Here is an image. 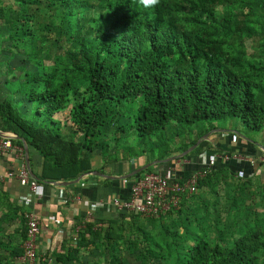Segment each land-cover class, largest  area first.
Instances as JSON below:
<instances>
[{"label":"trees","instance_id":"16d2710c","mask_svg":"<svg viewBox=\"0 0 264 264\" xmlns=\"http://www.w3.org/2000/svg\"><path fill=\"white\" fill-rule=\"evenodd\" d=\"M15 1L17 7H5L0 20L11 42L10 56L16 52L22 58L15 66L5 60V74H19L5 79L9 91L0 100V129L23 137L41 156L38 183L89 172L86 154L104 150L112 137L117 143L132 138L134 144L122 148L125 155L149 153L163 168L176 160L163 159L185 151L218 120L238 118L250 130H264V25L257 29L253 21L264 20V0H161L152 9L135 0ZM247 39L254 42V53ZM56 56H66L69 64H57ZM203 122L209 125H200L193 139L170 149L185 127ZM168 129L171 137L163 138ZM15 142L22 146L21 140ZM207 144L202 140L185 157L198 155ZM242 153L254 156L251 150ZM231 161L199 178L196 191L182 195L177 208L144 217L159 225L157 233L138 225L136 214L119 212L118 218L87 220L69 252L84 247L90 254L103 248L105 262L93 257L79 264H130L122 249L139 264H155V259L160 264H258L256 254L264 250V211L254 208L247 219L235 192L254 176L264 184L257 175L262 161L251 164L245 170L248 177L226 195L228 215L235 217L220 220L216 230L222 244L196 232V225L202 229L204 223L193 203L207 187L213 192L226 173L237 174L240 166ZM152 171L148 167L126 178L128 190L136 178ZM0 195L7 196L2 190ZM203 213H210L206 203ZM254 218L259 225H251ZM186 238L192 239L187 247ZM9 251L13 259L22 253L15 245ZM13 259L7 264H16Z\"/></svg>","mask_w":264,"mask_h":264},{"label":"crops","instance_id":"0c3cea01","mask_svg":"<svg viewBox=\"0 0 264 264\" xmlns=\"http://www.w3.org/2000/svg\"><path fill=\"white\" fill-rule=\"evenodd\" d=\"M12 79L14 80L15 77ZM1 84L7 91L3 90L4 98L9 89L5 80L2 81ZM0 131L4 133L3 135H0V137L13 134L16 138L13 139L14 141L20 140L19 136L14 132L2 131L1 129ZM209 132L210 134L207 138L203 139L207 140L208 144L201 149V152L198 155L192 154L189 157L183 156L170 162L163 168L156 165L161 161L159 160L157 163L151 165V167L154 171H160L162 173L172 172L175 175H186L187 171L192 170L195 166L203 167L208 158L216 152L224 151L243 154L242 152L251 150L252 153H254V156H256L258 152L257 150L262 151V148L264 147L258 144V146L255 144L252 145L249 142H241L238 134L228 132L226 129L218 131L211 130ZM213 138H216L215 141H211ZM21 147H23V145ZM27 148L29 164L31 161L30 169L37 178L41 172L43 160L33 148L28 145ZM17 152L14 151L9 154L0 155V190H2L10 200L14 202L15 211L11 216H21V214L24 216L27 212H34L42 219L41 232L39 235V248L40 253L50 259V264H79L80 261L89 262V260H92L94 252L88 254L87 252H84V247H80V252L78 253L69 252L70 249L77 246V238L73 240V236L75 235L78 237L79 232L76 235V230L78 229V231H80L87 220L99 219L98 221H101L100 219L106 220L108 218L117 217V213L119 212L112 209V207L107 206V204L97 208H94L93 205L99 202L104 203L105 200L111 202L114 196H127L129 193V184L126 179L105 178L104 176L95 175L91 172L98 171L106 175L121 176L138 168L133 165V163H130L129 160L139 158L140 156H127L123 154V152L112 153V151L102 155L100 149H95L86 154L90 160V171L82 173V176L79 175L81 178L77 182L61 184L73 181L79 176L69 180L41 182L38 183V190L35 194L31 193L28 186L21 185L17 179L8 178L6 175L8 171H17L21 164L22 160L21 157L17 155ZM177 154L179 153H174L172 155ZM145 155H142L141 157H144ZM246 156L255 158L253 155L247 154ZM190 158L192 159L190 162L185 164L180 162L182 159L189 161ZM114 159H117V161H114ZM156 160L157 159H154L153 161ZM153 161H148L146 163ZM233 161L238 163L240 166L238 169L241 171L247 170L251 165L242 160L233 159ZM222 162L224 161L217 160L216 165L221 164ZM242 164L247 165V168L243 167ZM239 170L237 174L241 173ZM182 172H184V174ZM103 179H110L113 180V182L106 185ZM88 211L92 212V218L87 219ZM2 214L3 212L0 211V264H7V261L13 259L11 258L9 249L14 245L17 246L18 242H20L18 247L22 249L24 240L22 237V230L17 227L19 219L11 218L10 215L6 216L4 212V215L6 216L4 221L3 219L5 216ZM47 218L51 220L50 222L56 223L57 226L53 227L51 223L45 222L44 219ZM16 258L13 260L15 261Z\"/></svg>","mask_w":264,"mask_h":264},{"label":"rangeland","instance_id":"374dc122","mask_svg":"<svg viewBox=\"0 0 264 264\" xmlns=\"http://www.w3.org/2000/svg\"><path fill=\"white\" fill-rule=\"evenodd\" d=\"M12 6L13 8L17 7V3L15 0H0V18L3 15V9L5 7H10ZM219 13H221V11L218 9L217 10ZM97 21V19L95 20V22ZM255 22V27H257V29L263 27L264 25V20L263 18H259V17H255V19L253 20ZM246 46L249 49V51L251 53H254L255 49L251 48V45H254V42H252L251 39H247L246 40ZM9 47H11V42L7 39V31L5 30V27L1 24V20H0V100L3 99V90H5V88L2 86L1 82L4 81L6 78L10 79L13 76V72H9L5 74V69H6V65H5V60H7L8 58H10V63L11 65L15 66V65H19L20 64V59L22 58V55L20 53H16L11 57L10 56V49ZM254 50V51H253ZM56 62L57 64L61 65V66H65L69 64V60L66 56H56ZM48 62V61H47ZM258 62V59H257ZM264 64V60L262 61ZM19 74V71L15 70L14 71V77L17 76ZM76 78L80 77V74H76L75 75ZM6 91V90H5ZM7 92V91H6ZM61 117V116H60ZM208 126L209 124L207 122H203V123H198L195 124L193 126H191V128L185 127L183 133L180 135L179 138H177V140H175L174 143H171V150H175L177 149L179 142L183 141V140H187V139H193L197 134V128L199 126ZM213 125L215 126V128H213L212 130H228V132H234L236 134L239 135V139L241 142L244 143H250L252 145H261L262 147L264 146V130L261 131H254V130H250L248 128H246V126L238 119V118H232V117H226L222 120H218L216 122L213 123ZM114 126L109 128V132L113 133L114 131ZM171 129H168V132H164L162 134L163 138H168L171 137ZM113 138V137H112ZM110 139L111 142L108 146L105 147V149L100 150L101 154L103 155L104 153H108L109 151H112V153H120L123 152V146L128 144H134V140L132 138H127V140H124L120 143H117L115 140ZM157 136L154 138L156 139ZM216 138H213V140L211 141H215ZM109 141V140H108ZM106 140V142H108ZM105 142V143H106ZM168 142V141H167ZM257 145V146H258ZM109 150V151H108ZM257 154H256V163L259 161H262L261 165H258L259 168L257 169V175L260 176L259 178L264 180V159L262 158V153L263 151L261 150H257ZM183 152V151H182ZM124 154V153H123ZM154 158L153 156H151L149 153H147L144 157H139L136 159H130V163H133V165L135 166H140L142 164H145L148 161H153ZM151 167V166H150ZM238 168H236V173L238 172ZM241 170H239L240 172ZM251 172V171H250ZM250 173H248L247 171H241V173L239 174H227V176H225V178H223V180L220 182V184H218L215 189L213 190V192L209 189V187L206 188V190H204L203 195L199 197L198 199L195 200V202L193 204H196L197 207L199 208L198 212L199 216L201 218L202 223H204L200 229L197 225H196V232L199 233H205L207 235V237H210L212 242H218L222 244V241L217 233L218 227H221L220 225V220L225 223V221L227 222L226 217L229 218V216L231 218H234L235 216L232 215H228L229 214V210H228V206H229V202L230 199H228V197L226 195H228L229 193L234 194V191H232L233 189H231V187H233L236 183L244 181L245 177H248L247 175H249ZM255 178L257 176H254ZM251 178V182L250 183H245L244 187L242 188L241 192H235V196L237 198V201L239 202V211L241 214H243L245 217H247V219H249L251 217V211L255 208L259 213L264 211V184H258L255 180V178ZM262 181V180H261ZM250 190L253 193H257L256 195H254L252 192L247 191ZM263 191V193L261 192ZM207 204V208L208 210H210L209 214H204V204ZM255 206V207H254ZM0 211L3 212L2 215H4V212L6 211L8 213V215L11 216L12 213H14L15 208H14V202L12 200H10V198L8 196H1L0 195ZM5 212V213H6ZM6 215V214H5ZM4 215V216H5ZM216 215H218V222ZM262 214H260L259 216H261ZM137 221H138V225H140L141 227L145 228V230H151L152 233H157L159 230V225L155 224L153 225L152 223H150L149 218H144L141 216H134ZM243 217V216H242ZM11 218L14 219H19V223H17V227H19L21 230L23 227H25V218L23 216V214H21V216H11ZM5 218L3 219L5 221ZM8 220V219H7ZM213 220V221H211ZM255 220V221H254ZM253 222L251 223L252 226H256L259 225V220L254 218ZM130 221V220H129ZM16 224V222H15ZM154 226V227H153ZM128 230V228H127ZM182 231V230H181ZM137 234H139L138 231H136ZM132 237V235H131ZM185 244L186 247L192 243V239L190 238H186ZM169 242H171V237L169 238ZM20 244V242L17 243V246ZM176 247L175 245L171 246V250H174ZM102 249L103 248H99L98 250H94V259H100L102 262L106 261L105 257H101L102 255H105V253H102ZM136 253V252H135ZM121 256L126 257V259L129 261L130 264H139V262L137 260L134 259V255L130 254L127 250L122 249L121 250ZM256 259L258 264H264V250L263 249H259L257 254H256ZM155 264H160L159 260L155 259Z\"/></svg>","mask_w":264,"mask_h":264},{"label":"built area","instance_id":"2783aa9c","mask_svg":"<svg viewBox=\"0 0 264 264\" xmlns=\"http://www.w3.org/2000/svg\"><path fill=\"white\" fill-rule=\"evenodd\" d=\"M15 135L0 137V155L9 154L14 151L21 157V164L17 171H8V178H15L21 185L29 187L31 193H37L38 182L34 179L27 166L23 147L15 144L13 140ZM242 160L254 164L255 158L243 155L237 152H216L208 158L201 169L190 172L185 177L175 175L172 172L162 173L160 171L147 172L136 178L131 183L129 195L127 198L114 196L111 202L106 200L95 203L94 208L101 207L104 204L112 207L115 211H122L129 214H136L143 217H158L165 215L173 208H177L182 195H191L196 191L197 180L208 173L215 165L217 160L224 162L230 160ZM180 160L183 164L190 162ZM87 216L92 218V212L88 211ZM26 238L23 241L22 253L16 258V264H50L51 261L44 254L40 253L39 235L41 232L42 219L34 212H27L25 215ZM56 227V223L50 222V219H44ZM76 230V235L78 233ZM77 236H73L75 240Z\"/></svg>","mask_w":264,"mask_h":264},{"label":"water","instance_id":"95a60500","mask_svg":"<svg viewBox=\"0 0 264 264\" xmlns=\"http://www.w3.org/2000/svg\"><path fill=\"white\" fill-rule=\"evenodd\" d=\"M4 133H2L0 131V135H3ZM210 134V132H207L202 138L198 139L196 143H194L193 145H191L190 147H188L185 151L177 154V155H172V156H169L167 158L164 159V161H171V160H174V159H178V158H181L183 156H185L186 154H188L190 151H192L200 142L201 140L203 139H206L207 136ZM19 139L22 141V145H23V149H24V155H25V160H26V166L31 174V176L36 179V176L32 173L31 169H30V164H29V159H28V148H27V145H26V142L24 140L23 137H19ZM264 150V147L262 148ZM159 160H156V161H153V162H149V163H146L132 171H130L129 173H126L124 175H121V176H112V175H106V174H103L101 172H98V171H93L91 172L92 174H95V175H101V176H104L105 178H115V179H126L130 176H133L143 170H145L146 168L150 167L151 165L157 163ZM82 176V175H81ZM81 176H79L78 178H76L75 180L73 181H70V182H65V183H61V184H66V183H74V182H77Z\"/></svg>","mask_w":264,"mask_h":264},{"label":"clouds","instance_id":"9594fccd","mask_svg":"<svg viewBox=\"0 0 264 264\" xmlns=\"http://www.w3.org/2000/svg\"><path fill=\"white\" fill-rule=\"evenodd\" d=\"M135 2L142 5L146 9H152L158 7L161 0H135Z\"/></svg>","mask_w":264,"mask_h":264}]
</instances>
